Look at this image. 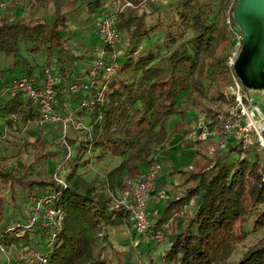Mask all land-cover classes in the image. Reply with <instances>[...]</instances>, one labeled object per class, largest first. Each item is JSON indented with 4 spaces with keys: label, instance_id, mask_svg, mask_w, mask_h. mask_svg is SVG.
I'll use <instances>...</instances> for the list:
<instances>
[{
    "label": "trees",
    "instance_id": "1",
    "mask_svg": "<svg viewBox=\"0 0 264 264\" xmlns=\"http://www.w3.org/2000/svg\"><path fill=\"white\" fill-rule=\"evenodd\" d=\"M173 1L172 15L157 14L150 25L144 10L138 12L129 6L119 12L116 26L121 35L123 30L128 32L130 45L120 59L117 72L107 80L100 75L99 85L84 92L91 98L88 106L80 105L83 91L78 94L61 90L57 94L58 109L66 93H72L74 116L88 122L90 137L67 136L70 143H77L78 149L66 162L68 185L61 195L66 218L49 264H102L98 241L105 235L104 228L120 224L130 215L125 207L111 206L110 193L80 178L78 168L89 161L86 156L89 147L98 150L96 157L99 158L105 154L127 155L108 170L111 183L123 172L126 178L136 180L144 166L154 160L153 149L182 130L187 105L199 107L205 99L214 97L226 101L220 87L231 81L229 56L235 48L236 27L232 11L238 0ZM230 1L232 5L228 8ZM54 3L56 17L52 21L39 15L33 19L23 16L13 19L9 11L0 14V51L13 56V62L1 74L15 69H19V74H36L35 64L23 52V42H27L31 44L28 47L31 53L44 50L47 53V62L40 71L47 64H58L56 67L65 80L74 78L72 71H68L67 59L56 54L66 49L63 31L67 28V14L61 10L59 0ZM89 5L94 14L100 16L104 0H89ZM159 31L162 34L155 38ZM53 58L56 61L52 63ZM16 75L13 73L7 78V85ZM104 83L103 97L98 99V91ZM214 87L218 88L217 94L210 93ZM9 94L8 98L0 96V115L11 128L13 122L8 118L11 112L18 113V121L23 124L40 118L37 105L22 91ZM174 114L180 119L171 126ZM219 123L221 120L217 121ZM221 126L218 128L222 131ZM44 144L37 138L33 146L40 150ZM225 145L215 146L211 153L197 146L199 155L195 167L177 168L185 176V192L179 198L169 199L165 210L174 207L175 202L176 207L186 204L194 196L200 199L183 226L175 225L172 229L171 244L163 252L167 264H264V148L246 147L235 138H230ZM47 152L40 155L45 156ZM232 152L237 154L231 157ZM19 170L8 169L0 163V180L12 188L10 198L0 191V226L7 218L10 199L16 198V182L24 187L21 202H18L20 210L22 202L30 200L34 194L62 187L54 177L36 178L26 172L17 175ZM123 186L127 184L123 182ZM24 216L27 215L19 219ZM166 219L162 214L154 223L158 233L165 229ZM259 230L260 236L242 257L231 259L249 233ZM9 234L3 236L5 243L20 239L14 233Z\"/></svg>",
    "mask_w": 264,
    "mask_h": 264
},
{
    "label": "rangeland",
    "instance_id": "2",
    "mask_svg": "<svg viewBox=\"0 0 264 264\" xmlns=\"http://www.w3.org/2000/svg\"><path fill=\"white\" fill-rule=\"evenodd\" d=\"M59 1L61 2V10L67 14V28L63 31L66 49L63 53L56 52V54L62 55L67 59L68 71L79 73L83 76L87 75L91 63L96 56V51H98L97 46L100 47L103 44L102 37L98 31L99 14H94L93 9H91L89 5V0ZM232 1L228 2V8L231 7ZM136 3L138 5L135 9L138 10V12H142L143 10L146 12V21L148 25H150L153 16L157 14H166L167 17L171 16L175 1L137 0ZM55 9L56 5L54 0H35L33 3L32 0H21L11 5L10 8L0 9V14L9 11L13 19L20 16L33 19L36 15H39L46 18L48 21H52L56 17ZM235 26L236 29H241L237 24H235ZM161 34L162 31H159L157 35L154 34L155 38H158ZM142 41H144V39H142ZM30 45V43L23 42V52L31 59L32 63L35 64V71L37 72L42 68V64L47 62V53L45 50L40 53H31L28 50ZM129 45V34L123 30L121 40L117 44V49L121 50L119 60L126 54ZM71 56H77L78 58L73 59ZM53 60L56 61V58H53L50 62L53 63ZM11 62H13V56L0 51V72L8 68ZM18 71L19 69H15L14 72L6 70L4 73L5 75L0 73V96L5 98L9 97L10 94L6 86L8 81L7 78H10L13 73H17ZM229 83L230 81L228 80L220 89L224 90ZM244 88L261 103L264 109V90L251 89L245 85ZM217 90L218 88L214 87L211 89L210 93L217 94ZM71 94L70 92L66 93V99L61 102V107L58 108V111L62 113L63 116L75 115L72 109L75 105V101L70 97ZM226 101L224 102L218 97L207 98L199 107L184 103L187 105L188 111L185 118L186 123L182 130L172 134L166 142L156 146L151 153L154 159H159L162 162V171L156 184V190L151 195L148 205L150 217L149 227L146 232L138 231L130 215L125 217L124 221L120 224L107 225L103 231L105 235L103 237L101 236L98 241V245L101 246L99 257L103 260L102 264H167L164 260L163 252L171 244L173 238L172 229L175 225L177 228L183 226L187 218L194 213L200 199L194 196L186 204L176 207L177 202H175L174 207L165 210L169 199L174 197L179 198L185 192V176H183L177 168L195 167L196 158L199 155V151L197 152L198 147H200L201 151L211 153L215 146L220 145L219 139L225 133V118L228 113V101ZM179 119L180 116L174 114L170 119V125L172 126ZM77 120L78 119L75 117L71 122V127L69 128L67 136L70 134L71 137L77 136L79 139L86 138L89 136L88 134H90V126L88 122L83 121L85 124L75 127ZM218 120H221V123L217 124ZM12 122L11 128L4 116L0 115V132L4 126L8 129L6 136L0 139V163L5 164L8 169L14 167L20 169L16 171L17 175L26 172L36 178H53L58 164L64 160L68 152L67 143L62 138V126H60V122L46 124L38 120L30 121L27 124H23L18 120ZM201 123H205L206 126L210 128L211 135L209 139L199 144H193V142L187 141L185 139L186 132L193 126H198ZM220 124H222V131L218 128ZM37 138L45 142L43 148H40V150L33 146ZM67 141L72 148V154L69 156L71 158V156L76 153L78 146L76 145L77 143H70L68 137ZM224 147H227V145ZM47 151H50V153L48 154ZM42 152L47 153H45V156H41L40 154ZM97 153L98 150L89 147L86 152L89 161L86 164H81L78 168L80 178L86 184H96L98 188L110 193L112 196L111 206L121 209L123 208L121 205L124 203L120 201L121 203L118 206L116 205V201L122 200L127 192L130 196L133 195L140 176L138 179L132 180L126 178V173L123 172L111 183L107 176L108 170L119 164L122 158L127 155L114 156L105 154V156L99 158L98 156L96 157ZM236 154L237 152H232L230 156L233 157V155ZM67 159L64 160L65 168L61 171V176L64 177L69 169L66 163ZM123 182H125L127 186H123ZM163 189L166 190V193L163 197H158V194H161V190ZM14 190L16 198L15 200L10 199L7 218L0 226V233L5 229L7 223L14 222V220L22 217L23 214L27 215L30 209L31 199L22 202V210H20V206H18V202H21L22 199L21 196L24 187L19 182H16ZM0 191L8 195L9 198L11 197L10 193L12 188L9 183L0 180ZM162 214L167 218L164 222L165 229L162 230L161 233H158L153 225ZM260 234L261 230L251 231L246 240L238 245V249L231 259L237 260L242 257L247 248L255 243ZM34 238L39 239V236L35 235ZM5 256L6 254L4 252H0L1 259H5Z\"/></svg>",
    "mask_w": 264,
    "mask_h": 264
},
{
    "label": "built area",
    "instance_id": "3",
    "mask_svg": "<svg viewBox=\"0 0 264 264\" xmlns=\"http://www.w3.org/2000/svg\"><path fill=\"white\" fill-rule=\"evenodd\" d=\"M13 0H0V9H5ZM163 1V0H157ZM134 0H104V6L98 20V31L102 37L103 44L97 51L87 75L73 76L72 80H65L60 74L56 64L44 66L43 73L35 75L18 74L14 76L7 85L9 93L22 91L24 95L37 105L40 113L39 122H60L62 126V138L67 143L68 152L64 160L72 154L71 145L67 141V134L74 120L73 115L63 116L56 107L59 91L77 92L83 95L80 105L88 106L91 98L84 94L90 92L93 86L99 85V76L103 75L106 80L117 72L120 64L119 56L121 50L117 44L121 40V32L116 26L119 12L132 6L137 7ZM243 31L234 28L235 48L229 56L231 66V81L222 90L223 96L228 101L227 116L225 118V133L219 139V144L224 146L230 138L240 140L244 146L254 145L256 148H264V109L261 103L248 93L240 77L234 69V61L242 44ZM106 83L99 89L98 99L103 97ZM8 118L12 121L19 119V114L11 112ZM84 122L77 120L75 127ZM8 130L4 128L0 132V139L5 137ZM211 130L205 123L190 128L185 139L199 144L209 138ZM62 160L58 164L53 177L62 184L58 190L46 189L34 194L31 198L30 209L24 219H18L7 225L4 233H0V250L6 254L5 264H49L53 253L55 242L64 228L66 210L61 202L63 190L68 181L61 176L65 168ZM162 171V162L154 159L143 170L136 184L132 196L127 192L122 200L116 201V205L127 208L131 219L138 231L146 232L149 227V201L156 190V184ZM166 190H161L158 197H163ZM128 195V196H127ZM121 201V202H120ZM12 234L20 237L19 240H11L5 243V235ZM10 234L8 236H10ZM39 236L35 239L34 236Z\"/></svg>",
    "mask_w": 264,
    "mask_h": 264
},
{
    "label": "water",
    "instance_id": "4",
    "mask_svg": "<svg viewBox=\"0 0 264 264\" xmlns=\"http://www.w3.org/2000/svg\"><path fill=\"white\" fill-rule=\"evenodd\" d=\"M232 15L243 31L235 72L246 87L264 90V0H238Z\"/></svg>",
    "mask_w": 264,
    "mask_h": 264
},
{
    "label": "crops",
    "instance_id": "5",
    "mask_svg": "<svg viewBox=\"0 0 264 264\" xmlns=\"http://www.w3.org/2000/svg\"><path fill=\"white\" fill-rule=\"evenodd\" d=\"M20 1H21V0H15L13 3H11V5L16 4L17 2H20ZM97 47H98L97 49L100 48L99 46H97ZM87 54H88V53H87ZM96 54H97V51H96ZM37 73H43V71H39V70H38V71L36 72V74H37ZM15 74L18 75L19 72L15 73ZM72 75H73V76H77V75H78V76H83L82 74L75 73V72H73ZM60 126H61V123H60ZM0 252H2V251L0 250ZM5 261H6V256H5V259H1V258H0V264H5Z\"/></svg>",
    "mask_w": 264,
    "mask_h": 264
}]
</instances>
